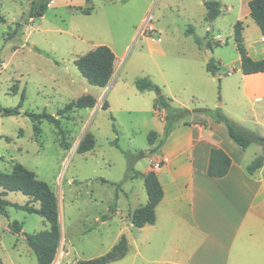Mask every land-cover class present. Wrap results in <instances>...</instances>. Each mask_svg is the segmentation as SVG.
Returning a JSON list of instances; mask_svg holds the SVG:
<instances>
[{"label":"rangeland","instance_id":"374dc122","mask_svg":"<svg viewBox=\"0 0 264 264\" xmlns=\"http://www.w3.org/2000/svg\"><path fill=\"white\" fill-rule=\"evenodd\" d=\"M29 1L0 0V14L6 19L0 21V104L16 107L26 92L20 115L0 116V171L10 172L18 161L50 184L65 218L53 264H75L107 253L123 234L133 230L138 235L135 226L128 227L125 215L127 208L141 204L147 192L143 180L125 177L137 153H145L134 163L137 170H143L157 152L148 134L153 130L164 133L165 112L154 108L156 92L138 90L135 80L151 78L174 100V107L193 110L210 105L239 123L235 114L244 107L231 102L222 105V87L229 78L217 76L229 69L235 78L237 63L221 65L211 76L204 68L210 49L214 58L229 60L237 57L238 50L228 17L221 16L211 31L206 30L200 0H32L31 12L44 2L48 8L43 16L21 22ZM151 15L155 30L145 28ZM191 26L204 38L202 48L194 33H187ZM210 35H221L228 43L216 44ZM208 42L214 47L209 48ZM101 44L116 54L113 78L106 87L90 84L75 63ZM201 76L215 77L212 90L191 81ZM169 90L176 99L168 95ZM84 94L97 98V104L71 112L70 119L61 118L64 137L54 124L35 123L25 114L47 111L59 117V109ZM104 101L109 103L106 109L101 106ZM191 115L185 120L190 121ZM86 132L95 135L96 146L80 153L78 145ZM120 182H124L123 190ZM5 198L18 204L28 200L22 192H8ZM116 204L124 214L112 216L108 208ZM7 209L8 215L0 212V264H38L24 233L11 231L9 225L17 220L23 232L34 233L49 229V222L14 205ZM63 250L69 252L63 254Z\"/></svg>","mask_w":264,"mask_h":264},{"label":"crops","instance_id":"0c3cea01","mask_svg":"<svg viewBox=\"0 0 264 264\" xmlns=\"http://www.w3.org/2000/svg\"><path fill=\"white\" fill-rule=\"evenodd\" d=\"M204 1H199V7L208 23L207 31H211L221 16H226L231 21L234 37L233 25L237 21H243V37L248 54L253 59L264 58V36L251 16L250 0H220L223 4L221 13L211 21L206 18L207 8ZM200 37L203 43L199 48H202L205 40ZM209 37L219 45L228 43L227 40L217 41L219 38L225 39L221 35ZM239 53L238 50V55L233 60L215 58L219 66L232 63L230 61L237 63L235 78H232L233 71L229 69L219 73V76L229 78L224 88L222 87V105L228 106L231 102L244 107L242 112L235 114L239 124L264 135V72L244 74ZM208 61L209 59L204 62V68L211 76L212 73L207 70ZM118 74L119 71L116 76ZM191 81L199 88H208L210 91L215 77L201 76L200 80ZM164 86L169 88L167 84ZM168 95L176 99V95L170 90ZM225 97L228 98L227 101ZM173 101L171 98L172 105ZM101 106L103 107V103ZM206 107L211 108L210 105ZM190 121L174 128L157 152L149 157L146 168L138 170L141 173L154 170L161 181L164 195L156 208L157 219L154 224L136 227L131 221L133 211L148 202L147 193L141 196L140 205L133 209L127 208L125 222L128 227L135 226L138 235L133 230L123 234L128 239V251L123 259L116 262L264 264V164L253 173L247 170V166L263 153V147L253 143L244 149L230 137L224 122L217 121L211 115L196 112L191 115ZM156 132L158 137L151 144L152 148L159 145L163 136V131ZM254 144L257 147L250 151ZM212 148L225 150L231 157V167L223 177L208 175ZM160 155L167 159L165 166L160 169L153 168L151 158ZM135 178L143 180L145 185L142 175L129 179ZM123 183L120 187L122 190ZM59 210L63 234L64 210ZM108 210L112 212V216L124 214V210L117 204L115 207L109 206ZM68 252L62 251L63 254Z\"/></svg>","mask_w":264,"mask_h":264},{"label":"trees","instance_id":"16d2710c","mask_svg":"<svg viewBox=\"0 0 264 264\" xmlns=\"http://www.w3.org/2000/svg\"><path fill=\"white\" fill-rule=\"evenodd\" d=\"M117 1V0H108ZM127 2L128 0H121ZM205 6L207 8V20H215L221 13L223 4L220 0H205ZM49 3H42L38 11H32L30 17L43 16L48 8ZM250 12L252 18L259 25L261 32L264 36V0H250L249 2ZM86 9L85 12H89ZM0 21L5 22L6 19L0 14ZM243 21H237L234 25V40L236 42L239 54L241 55L242 71L244 74H251L257 72H264V58L253 59L248 54L247 47L244 43L243 37ZM187 33H194L195 42L201 45L203 39L195 34L194 27L191 26ZM209 48L212 45L209 43ZM81 74L87 79V81L95 86L106 87L111 81L116 65V54L113 49L106 45L101 44L87 53L79 56L75 61ZM207 70L215 75L220 71V66L214 57L209 59L207 63ZM135 85L140 91L153 90L156 92V99L154 103L155 109H164L165 112V130L163 137L158 146L152 150L159 149L170 133L181 124H188L190 121L185 118L191 115L193 112H200L213 116L217 121L224 122L227 126L230 137L238 143L244 149L248 148L251 144H259L264 150V135L260 134L256 130L246 128L236 121L229 118L223 113L221 109H212L207 107L195 108L193 110L185 108L174 107L170 100L171 98L165 95L160 85L155 83L149 77H140L135 80ZM26 98V92H22V101L16 107H4L0 104V116H15L22 113L21 106ZM97 98L90 94H84L77 99L67 103L63 108L59 109L56 115L47 111L33 112L26 111L33 122L38 123L43 120L55 125L59 133L64 137L65 131L62 128L61 118H69V114L75 110L88 108L93 109L97 104ZM103 108H108L107 101H104ZM35 129H39V126L35 124ZM158 137L156 131H151L148 134L150 144H153ZM96 146V137L92 132H86L82 137L77 151L80 153L91 151ZM152 151V152H155ZM128 157H132L131 153H127ZM140 159L145 156L144 152L137 153ZM133 161L129 170L127 171L125 179L134 178L138 175H142L145 180V187L148 195V202L144 205L137 207L132 215L131 221L136 227H143L146 224H154L156 222V208L161 202L164 190L161 181L154 170H150L147 173H141L135 170ZM231 157L220 148H212L210 161L208 166V175L213 177H223L229 172L231 167ZM264 164V151L257 156L248 166L247 170L250 173L255 172ZM123 182L118 183L120 188ZM0 212L8 215V206L14 205L17 208L26 210L30 213H36L41 215L50 224V228L34 233L23 232V225L14 220L10 223V230L21 234L24 233L28 245L34 251L37 257L38 264H53L57 257L59 248L62 241V229L60 224V203L57 194L47 181L41 180L37 173L29 169L21 162H14L12 170L10 172L0 171ZM8 192H22L28 197L25 204L11 203L5 198ZM128 251V239L125 235L114 245V247L107 253L87 260H77L75 264H110L118 260L123 259Z\"/></svg>","mask_w":264,"mask_h":264},{"label":"built area","instance_id":"2783aa9c","mask_svg":"<svg viewBox=\"0 0 264 264\" xmlns=\"http://www.w3.org/2000/svg\"><path fill=\"white\" fill-rule=\"evenodd\" d=\"M151 23H152V15L149 16L146 20H145V28H149V29H154L152 26H151ZM218 42H226V39H223V38H219L217 40ZM166 157L163 156V155H160L159 157H155L153 156L151 158V162H152V166L153 168H156V169H160L162 168L163 166H165L166 164Z\"/></svg>","mask_w":264,"mask_h":264},{"label":"water","instance_id":"95a60500","mask_svg":"<svg viewBox=\"0 0 264 264\" xmlns=\"http://www.w3.org/2000/svg\"><path fill=\"white\" fill-rule=\"evenodd\" d=\"M31 2H32V0L29 1L27 11H26L24 17L20 20L21 22H25L26 19L30 17V14H31ZM209 53L210 54H209L208 57H209V59H211L213 57V51H212V49L209 50ZM217 76H219V73L217 74Z\"/></svg>","mask_w":264,"mask_h":264}]
</instances>
